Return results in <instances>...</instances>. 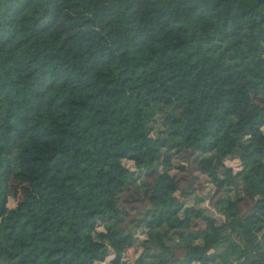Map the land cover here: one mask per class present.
<instances>
[{"label":"trees","instance_id":"16d2710c","mask_svg":"<svg viewBox=\"0 0 264 264\" xmlns=\"http://www.w3.org/2000/svg\"><path fill=\"white\" fill-rule=\"evenodd\" d=\"M106 262L264 264V0H0V264Z\"/></svg>","mask_w":264,"mask_h":264},{"label":"rangeland","instance_id":"374dc122","mask_svg":"<svg viewBox=\"0 0 264 264\" xmlns=\"http://www.w3.org/2000/svg\"><path fill=\"white\" fill-rule=\"evenodd\" d=\"M225 164L228 167H231L236 172L237 171H242V170L246 171V170L249 169V165H248L247 161L228 160V161H226ZM123 165L125 167H127L128 169H130V170L134 169L133 164L131 162H129V161H123ZM174 173H175L174 163H171V164L167 165L164 168V175H163L162 179L159 182L160 189H163L167 185V183H168V181L170 179V176H172ZM21 189H22L21 185L12 184V186H11V194H12L13 198L12 197L10 198V206L11 207H14L15 206V202H18L21 199ZM125 255H126L128 261L130 263L137 257V254H135L133 252V250H126V254ZM103 264H107V262L103 263Z\"/></svg>","mask_w":264,"mask_h":264}]
</instances>
